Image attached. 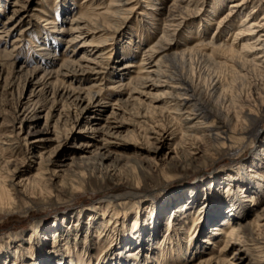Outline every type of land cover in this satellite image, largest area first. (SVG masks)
Returning a JSON list of instances; mask_svg holds the SVG:
<instances>
[{"label":"bare ground","instance_id":"6f19581e","mask_svg":"<svg viewBox=\"0 0 264 264\" xmlns=\"http://www.w3.org/2000/svg\"><path fill=\"white\" fill-rule=\"evenodd\" d=\"M212 1L153 0L140 24L134 13L150 0H83L76 12L75 0H39L48 27L35 29V0H0V74L11 69L0 83V213L18 212L19 199L27 213L61 192L78 207L73 199L87 183L133 189L255 145L249 159L189 187L106 199L0 235L2 264H89L97 245L119 239L112 225L123 220L127 232L91 264H264V0ZM196 20L195 45L180 47ZM209 21L216 27L204 44ZM24 36L31 60L17 55ZM114 54L119 68L103 59ZM194 64L216 69L208 85ZM165 218L161 244H169L155 253ZM36 241L38 252L23 251Z\"/></svg>","mask_w":264,"mask_h":264},{"label":"rangeland","instance_id":"374dc122","mask_svg":"<svg viewBox=\"0 0 264 264\" xmlns=\"http://www.w3.org/2000/svg\"><path fill=\"white\" fill-rule=\"evenodd\" d=\"M83 0H75L74 2V12L78 11L80 6L84 7V5H80L81 2ZM147 1V0H146ZM216 1V0H214ZM212 1V2H214ZM38 2L39 0H35V3L32 5V7L29 9V14L30 17L28 19H30V24L31 26L36 25L35 29H43L44 27H48L46 25V15L43 14L44 12V7L43 9H40L38 6ZM152 3L153 0H150V2L146 5V3H141L139 6V8H137V10L134 13L135 18L137 19V22L141 24V17L138 16V14L140 12H142V10H146V11H150V9L152 8ZM46 6V4H45ZM34 15V16H32ZM69 18V17H67ZM131 22V21H130ZM135 22V21H134ZM210 22V27L207 28V30L205 32H201L205 33V42H208L210 40V38L213 36V32L214 29L216 27V21H209ZM251 22V21H250ZM193 23V24H192ZM191 24L189 29H185V31L188 32V38H185L183 40H179V46L182 47L183 45H185V47H192L193 45H195V38L194 36H196L200 29H198V20L193 21ZM46 25V26H45ZM131 23L128 25L130 26ZM27 23H22L21 27H26ZM132 27V26H131ZM197 27V28H196ZM55 31H58L59 29V25L55 24L53 27ZM134 28V27H133ZM124 30V29H123ZM123 30L118 33L117 35L120 36V34L123 32ZM19 30L15 31V33H13L14 36H16V34L18 33ZM146 32V36L148 37V33L151 34L152 39L155 41V35L154 34V30H150V27H148L146 25V29L142 31V33ZM193 38H190V35ZM185 35V34H184ZM204 35V34H203ZM13 36V37H14ZM226 35H223L222 38H225ZM19 40L22 41H17V46L21 47L18 57L19 59H23V60H31L32 59V55H33V51L29 48V42H27L28 40V36H24V38L22 39L21 37H18ZM198 38V37H197ZM183 41H187V42H183ZM114 43H116V41H112ZM112 42H108V43H112ZM29 49V50H28ZM201 49L203 50V52L205 54H209L211 55L214 60L216 62L221 61V52L219 50H212L209 47L203 46L201 47ZM63 50V47L60 46L59 49L57 50V52L61 53V51ZM32 53V54H31ZM31 56H30V55ZM113 54V53H112ZM28 55V57H27ZM107 56V55H106ZM103 58L105 61L109 62L110 64H117L116 67L119 68L121 67L120 65L124 62V61H119L117 63H115L116 60V55H113V59H106ZM112 56V55H111ZM25 58V59H24ZM32 65H34V63H30V65L28 66V69L32 68ZM193 67V73H195L194 75L196 77H199V82L203 85H208V75H210L213 72H215V68H212L211 66H200V65H192ZM209 68V69H208ZM190 71V70H189ZM11 72L10 68H3L2 72L0 74V83L2 82L1 79L3 80L4 77ZM190 73V72H189ZM209 73V74H208ZM104 76H100V78H103ZM205 80V82H204ZM108 81V77H104V82ZM111 81V82H110ZM113 78L109 79V83H112ZM22 90V82L21 81H17L16 82V86L14 87V90L11 94V96L7 97V99H9V101H14L17 97V95L20 94V91ZM107 92V91H105ZM42 122V121H41ZM257 134L259 135V137L264 136V119L262 121L261 126L258 128ZM121 145V144H120ZM254 146L252 145L251 147H249V149L246 152H243L244 154L242 155V157L240 158H233L231 156H222V155H217L212 156V161L209 160V158H206L205 160H201L194 163L189 164L187 167H185L184 169H178V171L171 173L172 175H170V173H166V177L163 176V179H161L160 181L156 182V183H152L147 181L146 183H140L139 187L133 188L131 189V187L133 186H126V185H117V186H109L105 183H100V182H90L87 183L84 188L81 191L77 192V194L75 195L73 202L75 204H78L77 206L72 207L73 205L71 204H66V200L68 198L65 197V194L63 192L61 193H55V196L52 197L51 199L47 200L45 203H43V205L41 207H34L33 209H29L27 213H22V210L24 209L25 204V200L23 199H19V206L21 205L22 208L19 209L18 212H14V213H10V214H6V213H0V235H4L7 232L10 231H21V229H28L31 228L33 226V223L35 221H43L46 222V220L52 219L55 215H62L64 214L66 211L69 210H73L74 209H79L81 207H87V206H91L94 205L98 202L104 201L106 199H115L116 202L119 201H125L127 197H130L132 195L134 196H151V195H162L165 193H168L170 191H177L179 189H181L182 187H189L191 186L195 181H199L202 179H208L211 176L215 175L218 172H221L223 169H225L228 165L230 166L231 164H233L235 161L236 163H240L242 161H245L247 159H249L251 157V155L253 154L254 151ZM130 147H126V146H120V149H123V151H126L127 149H129ZM253 148V149H252ZM3 159H6L8 157V154L3 153L2 156ZM233 162V163H232ZM193 165V167H192ZM195 167V168H194ZM34 172V171H33ZM137 176V174H135ZM165 186L166 191L163 192V187ZM163 186V187H161ZM164 188V189H165ZM118 200V201H117ZM146 202V201H145ZM69 209V210H68ZM167 223V218H165L163 221L160 222L159 224V233L156 235L158 242L156 241L154 244L155 245V253L159 252L158 247H161L162 250L164 249V247H166V245H168V241H165L161 244V241L163 240L164 236L166 237V225ZM117 224V226H116ZM132 223H130L129 227L131 226ZM172 224V223H170ZM115 226V229L118 232L119 239L121 238V234L125 233L127 231V227H128V221L125 222L123 221H119L118 223H115L112 225V227ZM172 227V225L170 226ZM171 229V228H170ZM169 229V232H170ZM119 239L115 240L114 237H112V240H107L106 243L104 244H100L97 245V247L95 248L94 252H93V261L95 259V261H100L101 257H99V254L102 252V250L105 247H109L112 244H115L119 241ZM165 239V238H164ZM167 239V238H166ZM168 240V239H167ZM49 247L51 248V251H56V250H61L60 248V244L59 242H54L53 239H49ZM39 242H33L31 243V246L25 245L23 251H29L28 253L30 254H35L36 252H38V247L36 246ZM30 245V244H29ZM213 249H217L218 248V243L214 244L213 246H211ZM29 249V250H28ZM161 251V249H160ZM214 251V250H213ZM143 257H145V252L143 251ZM34 256V255H33ZM97 259V260H96ZM7 260H10V262L14 261V258L9 257L7 258ZM93 261L89 260V264L94 263ZM4 262V260H0V264H2Z\"/></svg>","mask_w":264,"mask_h":264}]
</instances>
